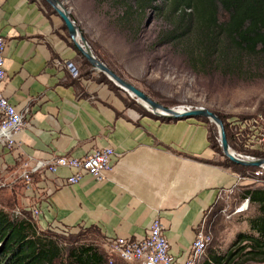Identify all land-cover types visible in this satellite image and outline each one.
I'll return each mask as SVG.
<instances>
[{
  "label": "crops",
  "instance_id": "obj_1",
  "mask_svg": "<svg viewBox=\"0 0 264 264\" xmlns=\"http://www.w3.org/2000/svg\"><path fill=\"white\" fill-rule=\"evenodd\" d=\"M0 35L5 94L26 119L15 147L0 144V198L8 194L12 213H29L41 230L94 229L102 243L92 242L111 257L112 238L146 237L159 217L176 264H185L205 211L238 174L216 160L209 124L144 111L108 84L79 77L80 51L64 21L36 1L0 0ZM107 146L116 156L103 180L86 175L71 185L68 168L23 177L27 162Z\"/></svg>",
  "mask_w": 264,
  "mask_h": 264
},
{
  "label": "trees",
  "instance_id": "obj_2",
  "mask_svg": "<svg viewBox=\"0 0 264 264\" xmlns=\"http://www.w3.org/2000/svg\"><path fill=\"white\" fill-rule=\"evenodd\" d=\"M33 1L38 2L43 9L52 10L45 0ZM107 1L113 2L112 7L117 10L115 11L117 21L124 34L128 36L127 39L132 42L139 43L142 39L145 17L151 13L161 26L151 42L152 46H168L199 74L231 79L241 75L260 77L264 72V0ZM72 17L75 19L73 15ZM65 28L68 32L66 25ZM82 32L89 43L91 42L94 54L122 76L106 60L89 36L83 30ZM85 63L90 64L87 59ZM109 86L119 93L120 87L112 84ZM211 111L223 119L230 145L241 150L242 145L235 132V129L239 128L236 122L230 121L229 116H224L218 111ZM197 118H202L209 124L208 118ZM209 138L214 150L221 149L219 136L216 143L211 128ZM250 152L254 156L264 157V148ZM220 164L239 173L259 169L239 165L229 159L225 164ZM242 198L249 199L251 203L257 205V213L249 220L250 231L240 232L230 249L225 252L220 251L216 245L209 248L203 264L264 263V188L247 189ZM0 264H108V262L105 254L96 245L85 242L66 249L53 235L39 231L32 215L24 213L22 217L20 215L12 217L0 206Z\"/></svg>",
  "mask_w": 264,
  "mask_h": 264
},
{
  "label": "rangeland",
  "instance_id": "obj_3",
  "mask_svg": "<svg viewBox=\"0 0 264 264\" xmlns=\"http://www.w3.org/2000/svg\"><path fill=\"white\" fill-rule=\"evenodd\" d=\"M61 2L70 10L80 30L82 29L89 36L104 54L106 60L122 74L121 77L154 97L153 99L156 101L160 102L161 100L160 103L166 107H206L218 111L224 116H229L228 119L236 122L239 126L237 130L235 129V132L237 138H239V143L242 145L241 150L232 148L237 153L245 155V157L259 158L250 151H260L263 147L260 137L264 134V72L260 77L241 75L231 79L217 77L216 75L199 74L188 65L183 57L177 55L168 46H152L151 42L161 26L159 21L152 17L151 13H148L145 17L142 39L137 43L127 39L128 36L124 34L117 21L115 12L117 10L112 7V1L61 0ZM48 11L55 12L53 8ZM150 18L151 23L148 25L147 21ZM78 41L80 42V39ZM90 43L89 45L92 48ZM71 45L77 51L76 44L73 41H71ZM85 59L81 52L78 58L76 55L73 59L79 77L82 76L84 79L96 82H104L102 80H105L104 83L119 88L105 73L95 70L93 65L86 64ZM106 65L108 66V64ZM119 93L127 98V104H133L145 111L144 107L137 102V99L128 92L119 88ZM209 125L214 140L218 143L219 128L211 120H209ZM2 146L14 147H9L8 144H2ZM215 152L217 153L216 160L225 164L228 158L223 155L222 147L221 149L217 148ZM29 165V162L25 163L24 169L30 174V179L24 178L28 182L32 180L33 173L42 170L50 172L47 168L34 171L35 166ZM229 169L234 173H238L233 185L222 191L216 202L205 211L202 221L197 227L196 234L202 230L212 238L208 251L209 248L216 245L220 251L225 252L230 249L231 244L240 232L250 231L249 220L257 213V205L251 203L249 199H243L242 196L247 189L264 188V175L261 180L254 181L244 178V176L252 175L255 171L248 170L245 171L246 173H239L232 168ZM4 186L6 184L0 182V188ZM0 203H3L2 207L12 217L16 216L12 213V206L10 205L12 201L9 199L8 194L5 198H0ZM34 210L39 211L37 208ZM39 214L40 211L36 216ZM19 215L22 217L21 214ZM39 231H45L53 235L66 249L85 242L94 245L102 243V238L94 229L58 230L46 228L44 230L39 229ZM119 237L112 238L110 243H113ZM96 246L105 254L108 264L121 262L118 261V258H115L116 255L111 257L103 248ZM111 258L113 263L110 262ZM205 260L203 259L199 264H203ZM126 262L142 264L137 260H125L124 263ZM247 264L264 263L248 262Z\"/></svg>",
  "mask_w": 264,
  "mask_h": 264
},
{
  "label": "built area",
  "instance_id": "obj_4",
  "mask_svg": "<svg viewBox=\"0 0 264 264\" xmlns=\"http://www.w3.org/2000/svg\"><path fill=\"white\" fill-rule=\"evenodd\" d=\"M6 49V39L0 35V142L7 143L9 147H15L17 145V134L25 126L26 119L24 113L18 110L5 94L4 86L7 79L5 70ZM70 66H73V64L70 63ZM260 139L263 143L262 150L264 148V134ZM115 156V149L107 146L97 148L91 154L80 158L62 155L45 161L41 160L34 171L47 168L50 172L57 173L61 168H68L71 170L68 182L73 185L79 183L86 175H91L97 180H103L105 172L113 168ZM263 175L264 166L255 171L254 174L246 175L244 178L259 181ZM23 177L30 179L27 170L23 172ZM33 212L34 215L39 213L38 210H33ZM211 239V236L202 230L197 233L191 253L185 264H199L203 259H207ZM111 246V251L114 253L113 257L116 255L124 261L137 260L142 264H176L170 242L165 234L164 225L159 217L153 220L146 237L140 239L119 237L111 243ZM110 262L113 263L112 258Z\"/></svg>",
  "mask_w": 264,
  "mask_h": 264
},
{
  "label": "water",
  "instance_id": "obj_5",
  "mask_svg": "<svg viewBox=\"0 0 264 264\" xmlns=\"http://www.w3.org/2000/svg\"><path fill=\"white\" fill-rule=\"evenodd\" d=\"M54 11L62 18L64 21L69 36L71 40L76 44L79 51L85 56L91 65L94 66L95 70H99L105 73L112 81L116 83L118 87L128 92L132 97L137 99V102L147 109L148 111L169 119H185V118H197L206 117L213 121L219 128V136L221 147L223 149V155L229 160L243 166H254L262 167L264 166V157L254 158L245 157V155L237 153L229 143L227 131L225 128V123L223 119L206 107H196V108H185V107H166L162 103L153 99L146 92L138 88L136 85L126 80L125 78L118 75L109 66H107L103 61H101L93 52L90 47L86 37L83 32L78 27L76 21L73 19L71 12L61 0H45ZM151 23V18L148 20L147 24ZM77 33L80 34L81 42L77 41ZM144 103L148 104V107Z\"/></svg>",
  "mask_w": 264,
  "mask_h": 264
},
{
  "label": "bare ground",
  "instance_id": "obj_6",
  "mask_svg": "<svg viewBox=\"0 0 264 264\" xmlns=\"http://www.w3.org/2000/svg\"><path fill=\"white\" fill-rule=\"evenodd\" d=\"M80 39V42H81V37H80V34L79 33H77V41ZM12 103V102H11ZM143 104L145 105V106H147L148 107V104H146V103H144L143 102ZM0 143H2V144H7V143H4V142H0ZM39 161H41V160H39ZM38 161V162H39ZM43 161H45L44 159H43ZM38 162L36 163V166H35V168L38 166ZM106 173V172H105Z\"/></svg>",
  "mask_w": 264,
  "mask_h": 264
},
{
  "label": "flooded vegetation",
  "instance_id": "obj_7",
  "mask_svg": "<svg viewBox=\"0 0 264 264\" xmlns=\"http://www.w3.org/2000/svg\"><path fill=\"white\" fill-rule=\"evenodd\" d=\"M94 72V71H93Z\"/></svg>",
  "mask_w": 264,
  "mask_h": 264
}]
</instances>
